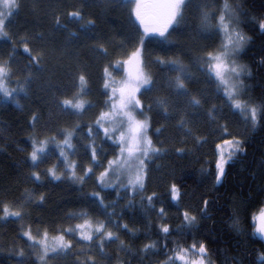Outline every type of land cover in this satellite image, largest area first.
Here are the masks:
<instances>
[{"label": "snow or ice", "instance_id": "1", "mask_svg": "<svg viewBox=\"0 0 264 264\" xmlns=\"http://www.w3.org/2000/svg\"><path fill=\"white\" fill-rule=\"evenodd\" d=\"M112 4L129 8L130 18L134 17L140 29L139 47L130 54L128 60L117 61L115 64L110 62L104 68L101 95L106 99L92 123H75L60 128L56 134L43 135L52 129L46 124L41 131H37L39 116L36 113L32 114L30 151H27L26 156V162L30 161L28 164L30 172L25 178L32 187H25L22 190L19 187L0 190L2 211L0 221L7 222L9 218L21 222L28 220L31 211L40 208L47 201L46 193L41 190L46 186L45 182L78 184L80 191H83L85 183L95 177L98 190L82 196L81 199L88 208L67 212L65 220L69 226L60 227L54 235H50L49 228L41 229L39 226L33 233L31 223L27 225L21 223L19 235L21 239L26 240L20 246L13 244L7 259L14 261V264H55L69 258L72 259V264H100L93 254L94 251L99 252L102 260L109 259L104 251L106 245L119 242L120 251L134 257L143 255L147 258L149 254L159 255L160 251L167 249L163 253L165 259L158 261L157 264H177L178 261L181 264H213L206 243L210 232L204 240H196L195 234L201 231L205 221L212 219L210 208L218 204V199L209 200L202 197L195 207L188 206L181 210L179 207L183 197L181 186L176 182L171 183L169 196L171 201L178 205L180 220L173 228L167 222V210L158 193L153 191L144 195L147 192L150 165L165 151L154 143L149 134L151 128L149 113L155 106L164 114L165 119H169L171 105L167 96L157 97L147 105L141 100L142 95L151 93L158 84L156 75L146 70L148 65L143 53L146 38L148 42H154L165 52V56L157 55L151 62L158 66L160 71L172 74L166 78L168 88L173 90L176 96L187 97L186 103L197 110L202 107V101L206 102V98L203 93L199 98L190 95L188 83L195 78L193 69L200 73L203 76V83L212 89L219 101V105L214 104L206 113L213 123L217 122L218 114L228 108L238 117L246 130L253 133L258 128L264 130V99L256 102L247 98L251 86L246 81L253 73L247 64L239 62L242 54L254 42L253 37L246 35L241 27L242 18L249 13L244 4L236 3V0H107L109 7ZM20 6V0H0V39L6 40L12 48L7 54V59L0 58V102H11L17 106H20L22 99L28 98V90L35 79L32 69L43 71L39 66L44 60L41 49L37 50L36 55L32 54L29 35H19L10 30L12 17ZM253 6H256L254 0ZM192 10L197 14L198 23L195 25L189 24ZM259 10L264 13V0H260ZM186 12L190 15H186ZM67 16L77 20L84 19L80 10L69 11ZM55 24L57 30L67 28V25H60L58 17ZM94 25L95 21L89 20L72 36L76 39L81 35L89 38L90 26ZM257 25L259 30L264 31V16L259 18ZM193 27L197 33L195 39L208 43L197 47L194 57L189 56L187 64L180 56L167 58L168 52H180V55H184L180 36L185 31H191ZM33 39L44 41L46 38L43 33H38ZM18 46H22V51L29 57L23 68L14 67V64L18 63L15 60ZM97 49L105 57L108 55V49L103 44L94 47V50ZM189 52H192V49H189ZM125 65L131 68L120 79L109 70L123 68ZM14 78L16 86L12 87ZM78 81V85L75 80L72 83V88L77 89L72 99L54 98L55 108L62 116L82 118L87 111L95 107L92 101L82 98L90 94L87 87L88 78L83 72L78 74ZM189 123L190 119L182 116L177 125L186 136L192 134L191 128L188 127ZM216 130L221 133V137L228 134L231 138H221V141L215 144V171L207 173L213 178V188L223 184L228 176L230 162L246 154L248 147L247 138L228 133L227 124L217 125ZM160 132L161 128H157L156 134ZM97 137H101L99 145L96 143ZM196 142L207 143V137H196ZM106 143L108 148L104 147ZM78 144L89 159L87 166L81 167L77 160L71 158L79 155ZM53 155H56L57 163L41 171V165ZM98 168L102 170L97 174ZM109 189L115 192V198L106 203L107 197L104 193ZM253 195L254 190L249 188L248 197ZM258 195L264 196V186H261ZM247 199L234 200V211L229 217L232 222L231 229L241 234V211ZM121 201H125L123 207H120ZM157 202L161 204L158 209ZM138 207L155 212L161 223L158 226L159 239L155 241L150 239L142 248L133 252L131 246L121 239L120 233L127 232L134 239L136 231L129 228L127 223H121V220L125 210L132 211ZM260 219L261 223L256 231L264 234V209H261ZM73 221L76 223H72ZM173 232L181 238L192 236L193 242L185 246L179 239L172 240L171 243L175 247L169 249V237ZM160 240H163L162 245ZM85 245L88 246L87 251L84 249ZM81 256L84 257L83 260L80 259ZM231 261L232 264H241L235 256ZM261 264H264V253H261Z\"/></svg>", "mask_w": 264, "mask_h": 264}, {"label": "trees", "instance_id": "2", "mask_svg": "<svg viewBox=\"0 0 264 264\" xmlns=\"http://www.w3.org/2000/svg\"><path fill=\"white\" fill-rule=\"evenodd\" d=\"M28 1L20 0L21 6L12 19L10 30L19 35H29V47L33 49V55L37 54L38 49L43 51L44 60L39 66L43 68V71L32 69L35 79L28 90V98L22 99L20 106L11 102H0V190L17 187L22 190L25 187H32L25 181L30 172L28 167L30 161L26 162V156L27 151H30L32 114L36 113L39 116L36 124L37 131H41L46 124L52 129L51 132H44L43 135L56 134L60 128L75 123H92L106 99L101 95L104 68L108 66L105 59L109 61L108 64L125 61L131 53L129 51L139 45L140 29L134 18H130L127 7L112 5L101 9L102 7L98 4H91L87 0H54V4L49 6L44 0H37L32 3L35 11L30 13ZM254 2L255 7L253 0H236V3L244 4L249 13L242 18L241 27L246 35L253 37L254 41L239 61L247 64L253 73L252 77L246 81L251 86L247 98L259 102L264 99V31L258 29L257 21L264 16V13L259 10L260 0H254ZM74 10L82 11L84 21L67 16V12ZM186 15L190 14L186 12ZM56 17L59 18L60 25H67L66 29L57 30ZM191 19L194 21L190 22ZM89 20L95 21V25L90 26L89 38L83 35L79 39L73 37L72 34L79 32L80 26ZM194 22L195 19L190 17L189 24ZM38 33H43L46 39L44 41L33 39ZM186 33L187 31L180 36L184 55H180V52H168L167 58L180 56L187 64L189 56L194 57L195 49L208 43L192 41ZM175 38L174 33L173 39ZM100 44L108 49L106 57L98 49L94 50V47ZM69 49L73 53H66ZM189 49H192V52H189ZM11 51V45L1 39L0 58L6 57ZM157 55L165 56L166 54L154 42H148L146 38L143 53V58L148 65L146 70L156 75L158 84L151 93L142 95L141 100L147 105L157 97L167 96L171 105L169 109L171 118L165 119L164 114L155 106L149 113L151 116L149 134L154 143L165 151L150 165L147 192L144 195L151 194L153 191L158 193L160 201L167 210V222L173 228L180 223V220L177 212L178 205L171 201L169 196L171 183L176 182L181 186L183 193L182 200L179 202L181 210L188 206L195 207L202 197L209 200L218 199V204L210 208L212 219L204 222L201 231L195 234V239L204 240L210 232L206 243L211 252L213 264H225V261L227 264H232L231 258L234 256L241 261V264H261L264 238L258 235L253 217L264 206V196L258 195L261 186H264V167H262L264 166V130L258 128L254 133L246 130L238 117L228 108L218 114L217 122L213 123L206 113L214 104L219 105V101L215 98L216 94L212 89L203 83V76L195 72V69H193L195 78L188 83L189 94L199 98L203 93L206 102L202 101V107L198 110L190 107L186 103L187 97L176 96L175 92L168 88L166 78L172 74L160 71L158 66L151 62ZM28 59V54L22 51V46H18L15 54V60L18 63L14 64V67L23 68L28 63ZM118 69L120 74L121 68ZM81 72L87 76V87L90 89V94L82 98L92 101L95 107L87 111L82 118L62 116L55 108L54 98L72 99L77 90L72 88V83L75 80L78 85V74ZM182 116L190 119L188 127L192 130L191 135H184V131L177 127ZM49 121H51L50 124ZM223 124L228 125V133L245 136L248 147L246 154L230 162L228 176L223 184L213 188V178L207 173L215 171V144L219 143L221 138H231L228 134L221 137V133L216 130L217 125ZM157 128H161L159 134H156ZM196 137H207V143L198 144ZM104 147L108 148V144L106 143ZM77 150L79 155L71 158L77 160L81 167L87 166L89 159L84 155V149L78 144ZM56 155L51 156L41 165V171L57 163ZM109 156H111V149H109ZM99 171H101L100 168L96 169L97 174ZM45 184L46 186L41 190L46 193L47 201L40 208L32 210L28 220L21 222L15 218H9L7 222L0 221V264H14V261L7 259V254L12 250L13 244L20 246L26 240V238L21 239L19 235L21 223L25 225L31 223L33 233L39 226L41 229L49 228L50 235H54L60 227L69 226L65 220L67 212L88 208V205L82 201V196L98 190L95 177L85 183L83 191H80L78 184L61 182H45ZM249 188L254 190L252 197H248ZM104 195L107 197L106 203L115 198V192L111 189ZM242 198L248 199L241 211V234L231 229L232 222L229 217L234 211L233 201ZM124 203L125 201H121L120 207H123ZM160 206V202H157L156 208ZM120 207L117 208V212L120 211ZM121 223H127L129 228L136 231L134 239L127 232L120 233L121 239L131 246L133 252L142 248L150 239L153 241L159 239L158 226L161 221L155 212L139 207L132 211L125 210ZM177 239L185 246L193 242L192 236L181 238L173 232L169 237V249L175 247L171 241ZM160 244H163V240H160ZM87 248L88 246L85 245V251ZM104 251L109 259L102 260L98 251L93 253L100 264H127L129 261L131 264H141V262L157 264L158 261L165 259L163 253L167 249L160 251L159 255L149 254L147 258L143 255L134 257L120 251L119 242H117L106 245ZM80 259L83 260L84 257L81 256ZM55 264H72V259L60 260ZM177 264L181 262L178 261Z\"/></svg>", "mask_w": 264, "mask_h": 264}, {"label": "rangeland", "instance_id": "3", "mask_svg": "<svg viewBox=\"0 0 264 264\" xmlns=\"http://www.w3.org/2000/svg\"><path fill=\"white\" fill-rule=\"evenodd\" d=\"M35 1H37V0H29L28 1V10H29V12L30 13H32L33 11H35V9L33 8V5H32V3H34ZM80 1H84V0H80ZM89 3H96V4H98V6H100V7H102L101 9H104L105 7H107L108 5H107V0H87ZM44 2L45 3H47L49 6L50 5H53L54 4V0H44ZM112 5H118V4H112ZM111 5V6H112ZM49 8V7H48ZM128 10H129V8H128ZM104 11V10H103ZM130 11V10H129ZM190 17H192V18H194L195 19V22L194 23H192L191 25H195V24H197L198 23V20H197V14H195V11L194 10H192V14L190 15ZM14 18V16L12 17V19ZM132 18H134V17H132ZM135 20V19H134ZM193 22L194 20H190V22ZM11 22L13 23V21L11 20ZM134 23V22H133ZM10 26H12V25H10ZM139 27V26H138ZM187 35H188V37H190L191 38V40L193 41V40H196L195 39V37H196V35H197V33H196V31H195V28L193 27V29L191 30V31H187V33H186ZM1 40V39H0ZM122 42H120V44H121ZM121 46V45H120ZM137 47H139V45L137 46ZM137 47H135L133 50H131V51H129V52H133ZM62 49V48H61ZM119 49H121V47L119 48ZM63 50V49H62ZM66 53H69V54H71V53H73V51L71 50V49H69ZM130 53V54H131ZM130 54H129V56H130ZM129 56L125 59V60H128V58H129ZM2 58H4V59H7V56L5 57H2ZM108 62L109 61H107L106 59H105V63H107V65H109L108 64ZM115 63H116V61H115ZM115 63H112V64H115ZM131 68V66H129V65H125L123 68H121V72H120V74H119V69H115V70H113L112 68H110L109 70L110 71H112L113 72V74L116 76V78L117 79H120L122 76H124L125 75V73L129 70ZM132 70H134V69H132ZM12 87H15L16 86V84H15V78H14V80H13V83H12V85H11ZM86 143H87V141H86ZM96 143H97V145H99L100 143H101V138L100 137H97L96 138ZM109 158H110V156H109ZM102 170V169H101ZM261 209H264V206L262 207V208H260V210L255 214V219H254V222H255V225L257 226V228L260 226V223H261V219H260V212H261ZM258 233V235L259 236H261V237H263L264 238V234H259V232H257ZM256 233V234H257Z\"/></svg>", "mask_w": 264, "mask_h": 264}, {"label": "bare ground", "instance_id": "4", "mask_svg": "<svg viewBox=\"0 0 264 264\" xmlns=\"http://www.w3.org/2000/svg\"><path fill=\"white\" fill-rule=\"evenodd\" d=\"M84 21V20H83ZM72 23V22H71ZM75 25V24H74ZM90 121V120H89Z\"/></svg>", "mask_w": 264, "mask_h": 264}]
</instances>
